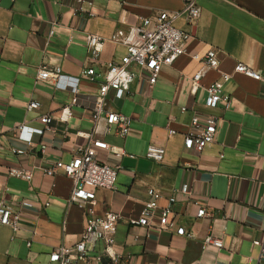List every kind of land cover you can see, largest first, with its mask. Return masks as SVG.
<instances>
[{"label":"crops","instance_id":"0c3cea01","mask_svg":"<svg viewBox=\"0 0 264 264\" xmlns=\"http://www.w3.org/2000/svg\"><path fill=\"white\" fill-rule=\"evenodd\" d=\"M184 1L96 0L89 18L74 16L62 0H0V200L22 214L17 232L0 225V264H53L51 252L76 243L84 229L83 211L67 205L72 180L63 173L47 177L42 168L70 163L76 148L87 144L78 133L93 132L91 106L105 67L125 56L123 47L108 42L100 58L93 59L90 35L108 39L140 18L181 11ZM197 3L201 17L194 27L184 17L174 22L192 34L187 54L164 67L152 89L146 73L134 68L138 77L130 92H109L105 112L131 117L128 135L120 137L115 127L103 133L102 127L95 136L126 153L116 157L98 150L101 162L121 171L115 189L97 191L92 206L96 217L120 215L115 250L122 264H264V0ZM210 50L216 51L220 66L194 94L191 81L200 66L192 55ZM237 64L261 79L235 73ZM41 66L60 68L61 78L39 80ZM86 69L96 71L95 82L82 77ZM222 73L232 76L223 88L230 106L221 103L213 109L206 105V88ZM75 90L80 103L72 107V119L62 123L59 113L71 104ZM32 101L41 108L28 111ZM195 114L217 119L214 142L201 154L184 145ZM46 115L53 119L50 131L42 122ZM170 129L175 135H169ZM28 140L35 145L28 147ZM150 145L165 149L162 163L146 157ZM12 149L26 153L14 155ZM10 169L33 170L32 182L10 177ZM186 184L191 196L181 193ZM150 190L163 196L162 207L169 197L176 198V225L192 238L160 230L158 221L148 228L130 224L140 217ZM200 207L210 216L197 219ZM210 234L222 242L221 249L203 248Z\"/></svg>","mask_w":264,"mask_h":264},{"label":"built area","instance_id":"2783aa9c","mask_svg":"<svg viewBox=\"0 0 264 264\" xmlns=\"http://www.w3.org/2000/svg\"><path fill=\"white\" fill-rule=\"evenodd\" d=\"M96 0H62L61 4L72 11L74 16L85 15L94 17L93 7ZM184 17L186 22L195 26L201 17V9L197 0H185L181 11L169 13L160 12L154 17L140 18L137 25L127 30L118 29L110 38L99 35H90L88 42V53L93 59H99L106 45L110 42L125 49V56L121 63L110 62L106 65L103 74V81L100 83L98 95L93 98L91 110L93 112L94 128L90 134L78 133V136L87 140L84 146H78L74 152V158L70 163L59 161L55 167L42 168L45 176L54 178L63 173L72 180L73 189L68 200V207H77L84 213V229L78 240L73 245L63 244L55 248L50 254V262L53 264H122L121 255L116 250V232L121 220L120 215L108 212L102 217H96L92 206L96 201V193L99 190H113L118 181L121 171L120 166H110L98 159V150H104L110 154L121 157L124 151L116 152L113 147L102 140L95 138L96 135L109 133L111 128H116V133L124 138L128 135L132 119L131 117L105 112L106 99L110 91L130 92L131 86L140 72L146 73V80L150 89L158 82L164 67L172 66L180 57L187 54V43L192 39V34L186 33L174 26V22ZM53 31L50 35H53ZM192 59L200 66L193 75L191 81L192 93H197L201 87L202 80L212 71L218 70L220 61L217 53L210 50L204 55L193 54ZM235 73L246 77L260 80L261 78L251 69L243 64H237ZM62 76L60 68L50 69L48 66H41L38 69L37 78L43 81L56 82ZM97 73L94 69H86L82 77L90 82H95ZM232 79L230 74L222 73L221 79L206 88V105L216 109L221 103L230 106V97L223 91L224 85ZM81 95L75 90L71 104L61 109L59 121L68 123L72 117V107L80 103ZM41 104L37 101L30 102L27 110L37 111ZM186 108H183L185 111ZM46 130H51L53 119L50 115L42 118ZM24 126L18 127L22 131ZM217 129V119L214 117H201L195 114L191 121L189 132L185 135L184 145L188 151L201 154L204 149L214 142ZM170 129L169 135H175ZM28 147H33L32 140L26 141ZM45 150V147H43ZM165 149L150 145L146 157L156 163H162L165 157ZM14 155H24V150L12 149ZM131 158L134 156L130 155ZM10 177L31 183L34 171L28 169H10ZM181 193L191 196L192 189L186 184L182 187ZM149 200L146 202L138 219H133L130 224L133 226L151 227L154 221H158V228L163 231H175L180 236L192 238L184 228H178L173 210L176 203L175 197L167 199V206H160L163 196L154 190L148 192ZM27 206V202H22ZM205 207H200L196 213L197 219L209 217ZM22 223V214L14 211L4 200H0V225L7 226L17 232ZM30 245L29 243L27 244ZM215 247L221 249L222 242L212 234L208 235L203 242V248ZM264 254V245L263 250Z\"/></svg>","mask_w":264,"mask_h":264}]
</instances>
